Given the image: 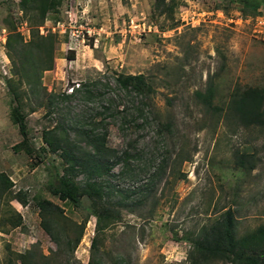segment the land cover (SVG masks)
Returning <instances> with one entry per match:
<instances>
[{
    "label": "rangeland",
    "instance_id": "1",
    "mask_svg": "<svg viewBox=\"0 0 264 264\" xmlns=\"http://www.w3.org/2000/svg\"><path fill=\"white\" fill-rule=\"evenodd\" d=\"M60 1L41 21L38 3L0 0V173L12 182L4 194L0 183V264L59 249L50 264H190L204 229L229 209L239 237H259L264 128L242 127L226 109L237 91L264 90V0L257 12L239 0ZM70 23L92 34L74 41ZM36 31L58 34L52 70L42 72ZM139 74L142 92L119 82ZM18 104L32 152L17 148ZM240 154L253 171L237 165ZM64 174L102 184L104 203L84 197L77 207L55 195ZM42 199L68 218L60 247L42 226ZM71 221L87 222L74 251L80 228Z\"/></svg>",
    "mask_w": 264,
    "mask_h": 264
},
{
    "label": "trees",
    "instance_id": "2",
    "mask_svg": "<svg viewBox=\"0 0 264 264\" xmlns=\"http://www.w3.org/2000/svg\"><path fill=\"white\" fill-rule=\"evenodd\" d=\"M159 1V0H158ZM166 2V0H160ZM29 2H36L39 7V18L41 21H45L47 14L51 11H55L61 4L60 0H22V4L26 5ZM244 9L251 12H257L263 2V0H239ZM33 41L37 42L38 51L40 54L46 53L48 60L44 65L42 72L46 70H52L55 66V52L57 44L59 43L58 34L49 31L47 34H41L40 31H36L32 34ZM32 41V42H33ZM74 58V57H72ZM119 82L126 88L129 85H133L134 88L140 92L144 90L147 85L146 77L143 74L139 75H119ZM12 80L9 81L11 93L14 99L19 101L20 94L13 87ZM199 96L203 98L202 102L205 106L212 109H217V106L213 104V95L207 97L203 93H199ZM205 96V98H204ZM227 116L234 118L242 127H260L264 128V90L263 89H246L243 91H237L231 98L230 104L227 106ZM12 120L14 124L18 125L24 140L17 146V148H27L29 152H32L27 145V128L25 124L24 113L21 106H13L12 108ZM228 118V117H227ZM26 146V147H24ZM248 154H240L238 156L237 165L247 171H253L254 165L252 164ZM111 169H107L110 172ZM58 182L51 186L52 192L58 195L64 201H70L77 207L82 205V199L84 197L89 198L95 206L101 203L105 199V188L102 184L97 182H87L86 184H78L73 178L69 177V174L62 176L57 175ZM0 183L2 186V194L7 193L11 188L12 182L5 173H0ZM104 203V202H103ZM109 208H113L112 205H108ZM39 208L41 210L42 226L44 230L50 235V237L60 247V242L57 239L60 226L64 224L65 212L62 207L53 203L48 199H42L39 201ZM109 213L114 217L113 212L107 209ZM99 216V214H94ZM100 219V216H99ZM235 216L233 209H229L224 214L221 221L217 222L211 229L205 228L200 235L199 240L195 243L194 249L188 255L190 264H264V226L260 227L256 233L259 237H253V239H247L239 237L234 223ZM66 224V222H65ZM73 226L80 228L79 237L74 242V249L81 242L84 230L87 222L78 224L71 221ZM62 228V227H61ZM202 236V237H201ZM92 249L97 247L96 239L92 241ZM61 250L52 251L50 256L42 255L39 258L35 253H28L21 255L23 262L21 264H50L53 261H57L61 258ZM73 254V253H72ZM74 257V254L72 255ZM47 260V262L45 261ZM93 259L90 264H93Z\"/></svg>",
    "mask_w": 264,
    "mask_h": 264
},
{
    "label": "built area",
    "instance_id": "3",
    "mask_svg": "<svg viewBox=\"0 0 264 264\" xmlns=\"http://www.w3.org/2000/svg\"><path fill=\"white\" fill-rule=\"evenodd\" d=\"M61 27L66 28L64 25H61ZM69 32H70V38L74 41H82L85 40L87 35H91L92 31L90 30L89 27H87L85 24H79L77 25H72L70 23L69 27ZM80 87V84L72 85L69 89V93H74L77 88Z\"/></svg>",
    "mask_w": 264,
    "mask_h": 264
}]
</instances>
